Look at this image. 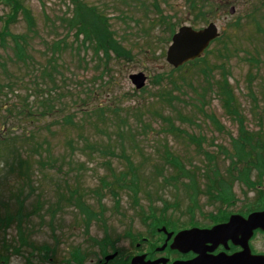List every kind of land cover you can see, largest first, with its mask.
Here are the masks:
<instances>
[{
  "label": "rangeland",
  "instance_id": "374dc122",
  "mask_svg": "<svg viewBox=\"0 0 264 264\" xmlns=\"http://www.w3.org/2000/svg\"><path fill=\"white\" fill-rule=\"evenodd\" d=\"M20 2L28 14L20 7L11 36L0 39V133L33 135L17 144L27 158L22 169L12 144L0 148V216H13L0 228V264H73L77 249L91 264L94 240L123 233L143 208H170L189 224L264 205L256 167L264 143L248 158L236 145L246 133L241 123L253 143L264 138V0H195V8L190 0ZM80 2L96 9L88 21L107 17V30L131 57L97 53L95 28L89 25L94 36L86 41L78 24L70 27L65 19ZM13 8L0 0V32ZM210 21L220 36L200 61L175 70L166 60L172 26L202 29ZM139 72L147 76L142 88L130 80ZM224 72L231 98L220 89ZM122 173L128 178L120 182Z\"/></svg>",
  "mask_w": 264,
  "mask_h": 264
},
{
  "label": "flooded vegetation",
  "instance_id": "af4514ba",
  "mask_svg": "<svg viewBox=\"0 0 264 264\" xmlns=\"http://www.w3.org/2000/svg\"><path fill=\"white\" fill-rule=\"evenodd\" d=\"M260 196L264 192H259ZM170 208H143L137 221L126 226L123 233L110 239L99 240L96 255L90 257L91 264H224L227 259L242 257L249 248L252 255H264V229L257 227L249 234L248 225L243 219L257 211H264V205L248 210L215 216L212 222L181 224L168 211ZM236 222L228 229L215 234L186 231L204 230L226 224L233 216ZM73 264H85L84 252ZM234 259V258H233ZM69 264H72L71 261Z\"/></svg>",
  "mask_w": 264,
  "mask_h": 264
},
{
  "label": "trees",
  "instance_id": "16d2710c",
  "mask_svg": "<svg viewBox=\"0 0 264 264\" xmlns=\"http://www.w3.org/2000/svg\"><path fill=\"white\" fill-rule=\"evenodd\" d=\"M5 2L7 4L12 3L14 5V8H13L12 15H10L8 19H5L4 27H5L6 24L7 25L5 27L4 32H2V31L0 32V39L3 40V41L5 40V37L7 35L11 36V34H12V33H10L8 31V26H9L8 24H10L12 22L11 21L12 18L16 17V12L18 11V9L20 7H22L23 13L26 14V15L28 14L27 8L23 5V3L20 2V0H5ZM190 3H191L193 8L196 7L195 0H193V2H192V0H190ZM87 11L88 12H90V11H94L95 12L96 9L94 7H89L86 4L80 2V4L77 6V9L75 10V17L74 18H67L65 20L70 25V27H73V26L78 24L79 25V27H78L79 30L77 31V34L78 33H84V40H86V41L92 40L93 36H94L92 34L91 30L88 29L89 25H91L93 28H95L97 30L96 32H97V37L98 38H97L96 41H98V43H99L98 46L96 47V52L97 53L99 52L100 49H102L105 52L107 57H110V52L111 51H113L117 57H121V56H122V58L131 57L133 55L132 51L131 50L129 51L120 40L117 41L111 35L109 30H107V28H106L107 17H105V16L101 17L99 15V13H94L95 21H93V20L92 21H88V16L90 14H88ZM28 19L30 20V22H29V30H32V26L34 24L33 17L31 15H29ZM174 32H175V28L172 26L171 34L174 33ZM12 37L14 38V41L16 43V48L18 49V52L21 55H24L25 51H24L23 45H22L23 42H20L18 40V35H12ZM60 48L61 47H60L59 41L54 42L52 44L53 52L57 51ZM200 60L201 59L195 60L193 62H190L187 65H194ZM175 70H178V69H175ZM204 73L207 74V77L209 76V73L206 70H205ZM220 89H221V91L223 93L225 92L231 98V95H230V93H231L230 83L228 81L226 72H224V77L222 79V85H220ZM229 102H230V100H229ZM98 108L102 109V107H98ZM70 119L73 121L72 117ZM241 125H242V130H244L246 133H244L245 135L241 136V138L239 140H237L236 145H237V143L241 144L240 145L241 153L245 154L246 158H248L249 157L248 153L256 151V149L263 150L262 143H264V138L262 140L261 134H258V138L256 139L257 143L256 144L253 143L252 142V136H253L252 133H250L247 130H245V128H244L242 123H241ZM262 132H264V131H262ZM32 135H33L32 132H30V133L24 132V133L20 134L19 136H16V135L12 136L11 135L9 137H4L3 133H0V148L3 145H9V146H11V144L13 145L15 151L17 152L15 154L14 160H15L16 165L18 166L19 169L23 168L24 162H26L27 158H24L23 155L21 154V152H22V150L24 148H20L19 149V146H17V144H22L21 142H26L28 137H32ZM185 135H187L188 137L190 136L192 140L199 141V139L196 136H194V135H189L188 133H186ZM87 146H89L91 148L93 147L92 144H88ZM198 146H200V145H198ZM247 150H248V152H247ZM261 156H262V159L258 156V159L256 160V167L259 169V171H262L261 173H264V169H263L264 161H263L262 152H261ZM2 160H3V157H2V153L0 152V164H1ZM179 162H180L179 160L175 159V164H177ZM178 166L181 169V165H178ZM252 166H253V164H252V158H251L249 163H248V168L251 169ZM131 169H132V173L136 177V167H135V165H132ZM231 170L234 171V167H232ZM232 171H230V172L232 173ZM125 177H127V173H122L120 177L118 176L120 182ZM129 179H131V178H129ZM119 180H118V182H119ZM131 181L132 182L134 181L133 178H132ZM218 181H220V180H218ZM105 184L107 185L108 183H105ZM115 196H118V192H116ZM118 203H119V199L116 200V204H118ZM19 215H23L22 210H19ZM4 219L6 220L7 223L4 226H1V224H0V228L1 227H5L6 228V227L10 226L11 225L10 224L11 221H13V216L11 214H8L4 218H2L0 216V223ZM18 229H19V237H20V239L22 241L21 244L25 246L26 245L25 243L29 242L28 241V239H29L28 234L26 233V230L21 225H19ZM5 239L6 238H4V240ZM5 242H7V241H5ZM42 247H45V246H42ZM45 249H46L45 250L46 252L50 251L49 248H45ZM17 251L19 252V251H21V249H19ZM81 257H82V253L80 251H75L74 258L80 259Z\"/></svg>",
  "mask_w": 264,
  "mask_h": 264
},
{
  "label": "water",
  "instance_id": "95a60500",
  "mask_svg": "<svg viewBox=\"0 0 264 264\" xmlns=\"http://www.w3.org/2000/svg\"><path fill=\"white\" fill-rule=\"evenodd\" d=\"M234 12V8L231 9ZM219 35L218 27L214 22L202 29H194L191 26H182L172 37V43L167 50V61L174 67H179L189 60H193L201 56L204 50L208 47L210 42ZM130 79L137 88H142L146 82V75L143 72L134 73L130 75ZM237 216L232 217L235 219ZM250 232L256 227L264 229V211L256 212L250 215L247 220ZM231 224L215 226L213 229L204 231L205 233H216L219 230L232 226ZM221 228V229H220ZM242 257H233L227 259L224 264H264L263 255H252L249 250Z\"/></svg>",
  "mask_w": 264,
  "mask_h": 264
}]
</instances>
